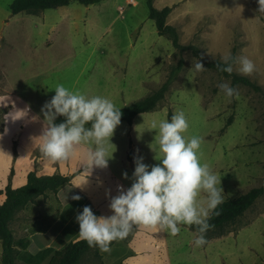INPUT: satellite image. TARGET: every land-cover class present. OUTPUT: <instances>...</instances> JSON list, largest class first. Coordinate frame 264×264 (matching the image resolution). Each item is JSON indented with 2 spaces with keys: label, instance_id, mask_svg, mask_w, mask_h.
<instances>
[{
  "label": "rangeland",
  "instance_id": "obj_1",
  "mask_svg": "<svg viewBox=\"0 0 264 264\" xmlns=\"http://www.w3.org/2000/svg\"><path fill=\"white\" fill-rule=\"evenodd\" d=\"M13 1L0 0V95L6 94L0 97V106L16 104L19 98H25L43 107L55 95L51 89L63 84L73 92L107 97L117 108H123L158 90L182 56L185 68L179 76L181 81L174 83L160 107L138 115L131 126L126 122L117 126L110 141L113 145H107L108 155L112 153L108 166L125 189L131 187L135 157H143L149 166L158 163L150 148L156 135L155 130H150L152 122L170 120L179 109L189 123L183 135L202 137L201 163H207L221 177L223 202L259 187V179L250 180L248 176L264 175L262 96L238 86V96L227 97L218 88L224 78L216 71L191 70V55L176 51L169 40L158 35L154 21L149 19L147 0H136V6L127 5L126 0H102L92 6L74 2L68 14L54 9L39 15L11 16ZM153 3L159 10L172 8L167 23L176 27L182 45L198 46L210 60L222 61V57L233 53L236 58L246 56L252 60L255 71L250 76L239 73L238 63H234L233 71L264 91V12H259L258 0H153ZM213 74L219 76L218 81ZM25 109L8 119L0 140L3 151L13 152L18 141L22 151L29 148L34 133L26 130L21 137L18 127L27 113ZM64 120L58 116L55 123ZM4 121L3 116V131ZM35 121L32 127L42 135L44 126ZM82 146L80 158L85 160L83 153L89 145ZM152 147L155 149L156 145ZM104 170L94 166L93 175ZM117 183L108 181L113 189ZM179 227L185 253L189 248L184 264L264 262V196L231 232L202 247L195 246L197 234L188 225ZM158 240L163 242L162 237ZM81 264L98 262L87 256Z\"/></svg>",
  "mask_w": 264,
  "mask_h": 264
},
{
  "label": "clouds",
  "instance_id": "obj_2",
  "mask_svg": "<svg viewBox=\"0 0 264 264\" xmlns=\"http://www.w3.org/2000/svg\"><path fill=\"white\" fill-rule=\"evenodd\" d=\"M258 4L259 12H264V0H258ZM201 60L202 57L193 58L191 70H206ZM233 63L239 64L238 71L242 75L250 76L255 71L248 57L234 59L231 54L222 57V64L216 67L218 71L231 74ZM218 88L230 98L239 94L228 83H220ZM51 90L55 95L41 109L45 125L38 137L41 154L52 162H63L76 156L81 145H89L83 155L90 168H107L112 158L107 145H113L110 141L121 123V108L107 97L73 92L63 84ZM58 116L64 117V122L56 124ZM188 128L186 115L179 109L170 120L152 122L150 130H155L156 135L150 148L158 163L149 166L143 162V157L134 158L131 187L117 186L118 195L112 197L109 204L111 216H97L91 207H83L76 215L81 240L89 247L110 252L111 242L125 239L134 227L155 228L176 236L181 231L179 225H188L196 226V247L207 243L205 234L214 227L209 220L211 214H220L217 209L223 203L224 191L221 177L207 163H201L202 137L183 135ZM123 175L128 178L126 172Z\"/></svg>",
  "mask_w": 264,
  "mask_h": 264
},
{
  "label": "crops",
  "instance_id": "obj_3",
  "mask_svg": "<svg viewBox=\"0 0 264 264\" xmlns=\"http://www.w3.org/2000/svg\"><path fill=\"white\" fill-rule=\"evenodd\" d=\"M73 3L58 9L68 14L69 7ZM126 4L137 5L136 0H126ZM122 70L124 73L125 68ZM213 75L215 81H218L219 76ZM179 81L181 78L177 82ZM223 82L231 86L230 80L224 79L221 83ZM4 95H0V97ZM0 107L8 111L4 116L5 126L4 131L0 132V140L4 136L10 116L25 108L27 113L24 120L18 124L22 132L21 137L26 133V130L34 133V135L31 134L32 139L29 141V148L24 151H22L18 141L13 152L10 149L9 151L4 150V152L2 150L4 145L0 142V204L6 200L5 188L9 184L14 189L25 186L27 177L31 172H35L38 176L53 175L58 172L63 175H75L71 185H64L57 192L49 191L46 199L40 197L35 204L26 205L22 215L29 220L17 218L10 224V228L16 237L27 236L30 239L28 249L19 251V263L49 264L58 250L63 249L70 242L80 239L76 215L82 212L83 207H91L97 216H111L113 214L109 208L110 200L118 195L117 186H123V182L120 181L116 173L112 172L109 166L102 168L106 169L102 171V174L93 175L94 166L90 168L87 160L80 158V150L76 156L67 161L52 162L46 159L39 151L40 140L38 137L40 133L35 132L32 127L35 125V120L45 126L42 107L25 98H19L16 104L12 102L10 105ZM36 151L40 152L38 157L35 155ZM262 177L264 175L256 174L253 178L248 176L250 180L259 179V187L264 184V181L261 180ZM110 179L113 182L114 180L118 181L115 189L110 188L108 184ZM73 196H79L81 199L74 200L72 199ZM160 237L163 238V245L159 243L158 238ZM4 248L3 241L0 240V264H3L2 253ZM185 248L180 233L172 236L166 231L139 227L130 243L117 241L110 247V252L101 251L100 254L104 264H184L185 254L189 251L188 248L185 253Z\"/></svg>",
  "mask_w": 264,
  "mask_h": 264
},
{
  "label": "trees",
  "instance_id": "obj_4",
  "mask_svg": "<svg viewBox=\"0 0 264 264\" xmlns=\"http://www.w3.org/2000/svg\"><path fill=\"white\" fill-rule=\"evenodd\" d=\"M101 1L102 0H14L10 5V13L11 16H16L20 13L39 15L47 10L68 6L72 2H77L84 6H91L97 5ZM147 4L149 7V19L154 21L158 35L169 40L176 51L188 52L192 58L202 57L201 62L204 67L216 71L221 78L230 80L232 87H245L254 94L261 95L264 100V91L261 86L252 82L245 76L236 74L234 71L231 74L218 71L216 65L222 64V61L208 59L196 45H182L176 27L167 23L172 8L165 7L160 10L156 9L153 0H147ZM231 56L234 59L236 58L234 53L231 54ZM184 68L185 59L179 56L176 64L170 68L166 80L158 90L120 109L122 113L121 122H126L131 126L138 115L156 111L164 102L168 91L179 79ZM6 114L7 109L0 108V132L3 131V116ZM228 125H231V120L228 122ZM36 156L38 157V155ZM74 178L75 175H63L59 172L46 176H38L35 172H31L27 177V184L25 186L14 189L9 184L5 188L4 194L6 200L3 204H0V240L3 241L5 246L2 253L3 264H20L18 261L19 251L26 250L30 246V239L27 236L16 237L14 235L10 228L11 222L17 218L25 221L29 220L22 215L26 205L29 203L35 204L40 197L46 199L49 191L57 192L58 189L64 185H71ZM263 196L264 184L249 190L246 194L241 195L237 199H227L219 205L217 211H219L220 214L218 216L211 214V219L209 220V223L214 227L205 234L207 243L231 232V229L238 224L239 220L255 205L258 199ZM138 229L139 227H134L129 235L121 241L130 243L133 235ZM189 229L198 235L196 226H189ZM117 241L120 240L111 242L110 247ZM100 252L101 250L98 247H89L86 241L79 239L70 242L66 247L58 250L49 264H81L82 260L87 256H92L98 264H104ZM261 264H264V262Z\"/></svg>",
  "mask_w": 264,
  "mask_h": 264
}]
</instances>
